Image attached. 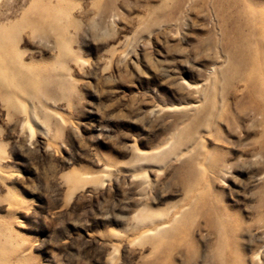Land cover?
Masks as SVG:
<instances>
[{
    "label": "rangeland",
    "instance_id": "obj_1",
    "mask_svg": "<svg viewBox=\"0 0 264 264\" xmlns=\"http://www.w3.org/2000/svg\"><path fill=\"white\" fill-rule=\"evenodd\" d=\"M0 67V264H264V0H0Z\"/></svg>",
    "mask_w": 264,
    "mask_h": 264
},
{
    "label": "bare ground",
    "instance_id": "obj_2",
    "mask_svg": "<svg viewBox=\"0 0 264 264\" xmlns=\"http://www.w3.org/2000/svg\"><path fill=\"white\" fill-rule=\"evenodd\" d=\"M6 68L4 67H0V73L4 74L6 72ZM7 79L9 81L14 80L13 76H7ZM252 92L247 93L246 98L248 99L249 102H251L252 104H254V106L256 107H260V105L257 102H264V89L263 92L258 91V89H256V85L253 89H251ZM256 98L260 99L257 100Z\"/></svg>",
    "mask_w": 264,
    "mask_h": 264
}]
</instances>
